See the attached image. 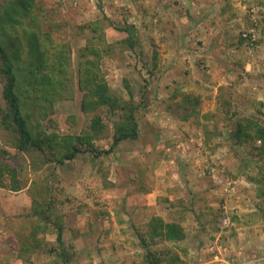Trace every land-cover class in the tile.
Listing matches in <instances>:
<instances>
[{"label":"rangeland","instance_id":"rangeland-1","mask_svg":"<svg viewBox=\"0 0 264 264\" xmlns=\"http://www.w3.org/2000/svg\"><path fill=\"white\" fill-rule=\"evenodd\" d=\"M36 2L30 25L66 43L71 54L74 95L53 101V115L68 117L62 132L79 133L89 124L77 75L82 51L99 34V47L110 46L101 72L115 93L134 100L141 132L111 153L90 150L35 171L38 153L16 150L1 130V157L20 170L23 187H0V264H146L137 234L152 216L180 222L185 237L149 241L148 248L176 252L183 264L238 260L245 251L243 213L256 202L249 196L258 189L264 195V183L255 181L264 158L247 165L252 145H238L229 134L237 118L251 115L264 123V0ZM94 21L101 31H93ZM252 26L249 50L241 36ZM128 35L136 40L133 48ZM2 87L0 81V106ZM108 115L111 122L115 116ZM34 204L42 218L33 215ZM199 210L208 219L202 226ZM223 214L229 224L222 229ZM35 225L36 236L24 242ZM58 227L66 258L56 242ZM198 228L205 229L202 239Z\"/></svg>","mask_w":264,"mask_h":264},{"label":"trees","instance_id":"trees-1","mask_svg":"<svg viewBox=\"0 0 264 264\" xmlns=\"http://www.w3.org/2000/svg\"><path fill=\"white\" fill-rule=\"evenodd\" d=\"M36 8V0H0V81L4 99V106H0V131L10 134L16 150H34L38 153L41 162L33 160L35 165L31 169L35 171L42 164H62L66 159H74L78 153L98 149L97 153L108 154L123 141L138 140L141 127L137 105L132 98L126 100L115 93L101 72L102 56L110 48L108 44L104 48L99 47V43H104L102 34L98 35L101 36L99 38L92 36L81 53L78 66V89L82 91L80 107L86 117L90 116L89 124L79 133L62 132L63 125L69 122L68 117L53 115V101L58 95L65 98L74 95V88L69 84L73 79V73L68 69L71 54L66 43L30 25L31 21H36ZM91 25L93 31L102 29L98 21ZM241 39L247 41L244 36ZM125 40H128L130 47H134L136 40L133 35H128ZM125 87H128L127 82ZM108 114L115 116L111 122ZM229 138L238 145H252L249 151L252 156L245 161L247 165L259 163L258 160L264 158V123L258 118L251 115L237 118ZM257 140L259 144H255ZM98 141L109 142V145ZM3 151H6L5 148L0 149V187L18 191L23 187L22 179L18 176L20 170L1 157ZM18 164L22 167V162ZM257 172L261 180L255 181L264 183V164L257 166ZM45 200L43 197V203ZM33 209V215L43 217L41 208L34 204ZM29 216L30 213L26 214V217ZM49 219L45 216L44 223ZM34 227L28 235L25 234L24 242H28V237L32 235L36 236L37 226ZM137 235L145 249L146 264L185 263L176 252L167 250L164 255L147 247L149 241L155 242L156 239L171 242L182 240L185 231L180 222L152 216L146 229ZM56 242L66 258L68 251L63 247L61 227L57 228ZM34 244L38 245L36 241Z\"/></svg>","mask_w":264,"mask_h":264},{"label":"crops","instance_id":"crops-1","mask_svg":"<svg viewBox=\"0 0 264 264\" xmlns=\"http://www.w3.org/2000/svg\"><path fill=\"white\" fill-rule=\"evenodd\" d=\"M226 15L228 16V13ZM226 23H227L226 21L219 23V27L221 28V31H223L224 29L223 27L225 26ZM225 33L226 32H223V34L221 33L220 36H224ZM227 35L228 34L226 33V36ZM249 192H252V190L249 189ZM261 197L264 198V195L261 194V191H259V189L257 193L251 194V196H249V199H254L256 201L255 203L258 204L255 205L254 203L252 206L245 208V211H249V212L243 213L244 217L242 218L243 224L241 225V228L243 229L242 234L243 235L245 234V239L243 240V245H242L245 248L244 255L239 256L238 260L231 259L230 262L223 261V264L224 262H226L227 264H264V200L261 201L260 200ZM242 200L245 199L242 198ZM196 214H198L199 215L198 217L201 218L197 221L199 222V226H202L204 223L207 224L206 221L208 219H206L207 217H204L207 214L200 212V210L197 211ZM198 229L199 230H197L196 235H199L198 237L200 238L201 233H203L205 229L204 228H198ZM199 231L200 233H198ZM254 231L259 232L258 237L261 239V242L258 245L255 242H253L255 240ZM220 260H222V258H220Z\"/></svg>","mask_w":264,"mask_h":264},{"label":"built area","instance_id":"built-area-1","mask_svg":"<svg viewBox=\"0 0 264 264\" xmlns=\"http://www.w3.org/2000/svg\"><path fill=\"white\" fill-rule=\"evenodd\" d=\"M255 34H256V32H255V27L254 26H252L251 28H249L248 30H246L245 32H243V36L245 38H247V41H245V46L249 50H252V47H253L252 44H253V40H254ZM227 218H228L227 214H223L221 216L222 229L229 224Z\"/></svg>","mask_w":264,"mask_h":264}]
</instances>
